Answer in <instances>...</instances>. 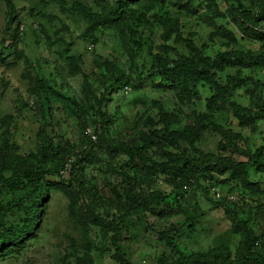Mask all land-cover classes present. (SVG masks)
I'll use <instances>...</instances> for the list:
<instances>
[{"label": "rangeland", "instance_id": "obj_1", "mask_svg": "<svg viewBox=\"0 0 264 264\" xmlns=\"http://www.w3.org/2000/svg\"><path fill=\"white\" fill-rule=\"evenodd\" d=\"M79 1L105 24L95 26L51 0H11V10L0 0L6 231L15 233L37 214L33 179L50 185L37 228L0 250V264H79L83 255L88 264H118L117 232L130 264L216 248L234 258L241 236L232 230L230 209L253 229L264 258V64L223 63L198 73L194 67L184 86L164 79L155 64L160 56L166 65L180 57H264L263 14L249 0H161L162 8L131 6L117 18L107 10L116 0ZM256 1L264 9V0ZM235 9L238 25L228 13ZM121 19L131 21L136 35ZM171 24L177 31L164 42ZM227 137L248 156L231 149ZM56 149L59 167L67 158L62 175L44 161ZM185 159L207 170L193 173ZM226 160L248 163L250 189L238 172L208 169ZM163 232L174 248L161 242Z\"/></svg>", "mask_w": 264, "mask_h": 264}, {"label": "trees", "instance_id": "obj_2", "mask_svg": "<svg viewBox=\"0 0 264 264\" xmlns=\"http://www.w3.org/2000/svg\"><path fill=\"white\" fill-rule=\"evenodd\" d=\"M53 3L61 6L66 7L67 9L78 13L80 15H83L86 19L90 20L92 24L95 26H102L105 24L104 19L98 20L97 17H95L96 14H92L91 10L83 5L79 0H51ZM108 1V0H107ZM183 0H176L175 2H181ZM251 1V6L255 8V10L258 8L260 12L264 16V9L260 7V4L256 0H249ZM161 0H116L113 4H107V10L108 13L112 14L113 16L117 18H122L124 16V13L128 11V8L131 6L134 7H145L147 9H155L156 6L161 7ZM171 5H175L173 2ZM6 6L9 10L12 9L11 0H6ZM261 8V9H260ZM152 9V10H153ZM254 10V11H255ZM230 16L233 17V21L238 25L240 23V10H230L228 11ZM130 14L132 16L135 14V10H133ZM143 17V16H141ZM121 21L124 22V27L127 30L128 34L131 36L136 35L137 29H134L132 27L131 21L121 19ZM243 25V24H242ZM168 27V26H167ZM178 25H169L168 29L165 31L164 35L162 36V39L164 42H168L172 35L177 31ZM244 27H240V31H242ZM244 33V32H243ZM262 37H260V40L264 38V33L261 32ZM48 37V36H47ZM49 38V37H48ZM130 40V38L128 39ZM182 38L179 34H176L174 37V42H181ZM186 46L192 51L195 52L192 42L186 41ZM165 50L167 52L169 51V47H165ZM171 52H174L173 49H170ZM162 57H157L156 59V67L159 69V73L162 75L164 79H170L171 82L176 83L180 82L182 86H184L185 83V77L187 74H191L192 68L197 67L198 72L205 71V69L211 67V66H219V68H222V64L224 63L226 66H242L243 64H254L255 66H262L264 64V57H246L243 54H236V55H219L216 59L211 60L208 58H202V57H195L194 59L187 60L184 57H180L178 61H174L166 65L162 60ZM195 73V74H197ZM193 74V75H195ZM187 79V77H186ZM261 103V102H260ZM263 107V110L261 111V116H264V104H261ZM257 116V115H256ZM256 116L252 115L249 118L253 120ZM243 117H247L246 115H243ZM191 139L194 140L196 136V130L191 128L189 130ZM229 146L231 149L239 152L243 155V151L239 149L235 144H233L229 137ZM120 151L131 155L130 149H124L120 148ZM62 152L52 151V154L48 155L44 161H50V163L53 165L52 170L54 173L58 175H62V172L65 169L66 166V160L67 158H63L62 160V166L59 167V157L61 156ZM67 155V154H66ZM247 155V154H246ZM246 155H243L246 157ZM248 156V155H247ZM139 158H141L140 155H138ZM259 157H252L250 160H256ZM143 163L146 164V162L143 160ZM149 164V163H148ZM183 164L189 167L193 173H199L204 172L207 170L205 167H202L201 163H196L191 159H185L183 161ZM248 163H233L231 161H225L221 165L213 164V166H208V169H213L216 173L222 174L227 169H231V171L238 172L239 175L242 177L243 181V187L244 189H250L251 183L248 181V173L245 171L247 168ZM148 166V165H147ZM9 167V166H7ZM150 167L154 170H158L161 168H164L162 165H156V164H150ZM38 170V169H37ZM73 170V164L71 166L70 164V171ZM33 179V178H32ZM33 190L31 192L30 196V202L32 203V206L37 208L38 212L35 214V216L27 221L24 226L19 230H14L15 233L10 234L8 231L5 230L4 221L6 220L7 216V210L0 207V250L3 248L9 249L13 248L15 246H18L24 239L25 235L31 236V232L34 231V229L37 228V224L42 216V211L44 207V201L46 198V195L48 194V188L49 183H45L42 180L39 179H33ZM229 217H230V223L232 226V230L234 233H237L241 236V242L239 246L238 254L233 258L231 257L230 253L223 248H216L213 250L208 251L205 254H198V253H190L189 255H184L182 252H179L175 256L168 257L164 254H162L156 261V264H249L252 260L259 262L260 264H264V258L260 256L259 252L256 250V246L254 245V242L257 240L256 236L254 234L253 229L243 220L238 218L237 214L233 209L229 210ZM117 232V231H116ZM24 234V235H23ZM33 236V235H32ZM161 242H163L166 246L170 248H174V241L172 237H170L166 233H161L159 236ZM119 239V235L117 232V235L113 237L112 245L114 247L115 251V259L118 262V264H130L128 261H126L124 255L121 253L119 247L117 246V242ZM262 247V245L260 246ZM79 264H88V261H86L85 256L83 255L81 258V261L78 262Z\"/></svg>", "mask_w": 264, "mask_h": 264}]
</instances>
